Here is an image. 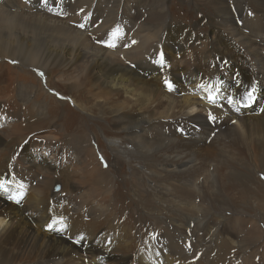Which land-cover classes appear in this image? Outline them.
<instances>
[{
    "label": "bare ground",
    "instance_id": "6f19581e",
    "mask_svg": "<svg viewBox=\"0 0 264 264\" xmlns=\"http://www.w3.org/2000/svg\"><path fill=\"white\" fill-rule=\"evenodd\" d=\"M28 1L24 6L17 0H0V59L19 60L47 74L52 68L75 71L74 66L79 64L80 70L76 72L91 76L97 87L102 88L100 92L125 99L118 108L111 110L112 125L120 135L107 138L106 146L114 154L107 160L105 169L101 167L104 156L97 155V146L91 143V136L79 139L65 136L58 144L46 142L44 150L50 155L34 153L35 161L18 171L25 175L37 170L46 177L54 173L55 177L67 181L71 192L63 196L61 183V190L51 193L49 199L67 202L72 210L70 214L77 215L85 205L84 218L97 221L105 216L112 224L116 222L114 212L109 209L110 203L106 201L111 194L110 180L114 183L119 178L120 162H134L137 166L145 162L141 165L149 166L147 175L156 181L154 192L167 198L171 191L179 193V186L174 181L168 185L162 177L180 175L195 165L196 150L191 147L192 142L204 143L210 139L209 143H217L234 136L245 145L264 146V111H261L264 108V0L205 1L214 11L204 16L214 25L207 35H201L196 27L169 14L168 0H160L152 8L144 0H101V41L116 43L114 48L105 43L93 44L87 38L93 33L90 16L94 7L99 6L97 0ZM65 6L72 11L70 23L57 24L56 17L49 18ZM137 15L138 25L131 21ZM153 17L158 19L151 21ZM38 23L41 26L38 27ZM116 31L118 37L112 35ZM71 33L72 36H68ZM161 55L163 64L157 63ZM220 76L224 79L221 85L217 80ZM58 79L62 78L58 76ZM166 81L171 83V89ZM220 86L227 97L234 99L233 104L227 103V99L226 102L218 100L216 104L206 99L210 87L220 89ZM40 89L44 91L41 85ZM249 90L261 95L263 101L257 100L245 108L243 103L248 99ZM74 102L81 107L77 100ZM156 105L161 108L158 113ZM127 106L136 110H126ZM148 106L152 110L146 115L141 110ZM97 109L101 119V114H106L105 106L101 110L100 103ZM241 110L244 113L240 114ZM3 112L0 109V116ZM212 116L216 119L212 120ZM84 121L88 119L84 117ZM174 121L182 126L166 134L157 128L158 123L170 128ZM18 123L8 125L4 133L0 129V148L14 130L20 131L18 126L22 125ZM180 134L184 135L180 143L165 144L171 141V135ZM63 143L66 148L61 145ZM127 143L133 146V152L128 150ZM69 145L72 146L69 154H73L70 164L64 160ZM25 152L27 157L33 154L28 148ZM7 162L0 166V182L6 188V191L0 190V264H95L99 257L103 262H111L116 257L113 247L117 245L107 240L98 243L97 233L78 240L46 231L53 219L61 221L64 216L36 206H31L32 212L28 213L19 200L10 199L16 194L11 193L7 185L6 175L10 169ZM94 162H98L96 171L92 166ZM136 168L131 166L130 190L140 194L145 190L143 177L146 174ZM34 175L31 177L35 181ZM160 204L158 208L167 213L166 219L171 226L167 228L162 224H166L163 222L166 219L155 222L178 234L181 198ZM211 243L213 236L206 240L207 246ZM186 245L185 241H172V249H179L180 255L185 253L183 247ZM130 259L126 254L117 260L125 263Z\"/></svg>",
    "mask_w": 264,
    "mask_h": 264
},
{
    "label": "rangeland",
    "instance_id": "374dc122",
    "mask_svg": "<svg viewBox=\"0 0 264 264\" xmlns=\"http://www.w3.org/2000/svg\"><path fill=\"white\" fill-rule=\"evenodd\" d=\"M17 1L23 2L24 6L29 4L28 0ZM97 1L99 6L94 7L90 16L93 18L91 24L93 33L87 38L91 43L101 45L99 43L101 0ZM144 1L150 8L160 2V0ZM205 1L209 0H168L167 11L179 21L196 27L195 30L201 35H207L214 25L210 24V19L206 17L208 14H214V11L204 3ZM200 3L203 5L198 8ZM71 14L72 11L65 6L63 9L58 8V12L50 14L49 18L56 17L57 21H54L57 24L70 23ZM138 16H133L132 23H136ZM155 19L158 18L153 17L151 21ZM39 26L41 25L38 23ZM35 27L37 28L36 25ZM68 36H72V33ZM52 38L55 39V35ZM74 68L75 71L52 68L47 74V71L22 64L19 60L0 59V73L3 74L0 76L2 79L0 109L4 110L3 116H0L3 120L0 129L4 133L8 130L6 127L16 121H19L18 125H22V127L18 126L20 131L16 129L5 138L7 142L4 141L0 148V166L6 165L8 161L10 169L6 175L7 185L11 193L20 197L19 203L26 207V211L31 213V206H36L40 210L41 207L45 211L50 209L54 215L56 213L63 215L61 221L53 219V227L46 229L51 234L58 233L63 237L85 240L88 235L97 233L98 243L107 240L117 245V248L113 247L116 259L103 262L99 257L95 264H264V146L245 145L234 136L217 143H209L210 139L205 140L204 143L192 142L191 147L196 150L195 165L192 164L180 175L162 177L165 183L170 184L174 181L178 182L179 186V193L171 191V196L167 198L154 192L156 181L147 175L149 166L141 165L145 162H141L140 166L134 162H120L117 168L119 178H116L117 181L114 183L110 180L111 200L106 201L110 203L109 209L116 217V222L113 224L111 220L107 221L105 216L97 221L84 218L85 205L77 216L70 214L72 210L67 202L50 200L51 193L61 190V183L65 192L62 193L63 196L71 192L68 182L55 177L54 173L48 177L37 170H33L32 173L29 171L25 175L18 173L29 162L35 161L34 153L50 155L49 151L44 150L46 142L58 144L61 140L63 142L65 136H72L75 139L91 136V143L94 147L97 146V155L100 157L103 154L106 163L109 158H113L114 153L106 146L107 138L118 137L120 132L112 125L111 110L118 108L125 99L106 96L99 91L102 88L97 87L91 76L80 71L76 72L80 70L79 64ZM58 76L62 79H58ZM225 76L230 78L229 74ZM217 80L220 85L224 84L222 76ZM40 85L44 91H40ZM226 97L220 86L217 101L222 99L226 102ZM76 100L81 103V107L75 105ZM257 100L263 101L262 96H258L253 91V98L245 100L243 106L251 107ZM100 103L101 110L104 105L106 112L105 115L101 114V119L97 109ZM156 106L158 108L154 110L158 113L161 108ZM129 109L136 110L135 107L127 106L126 110ZM151 110L148 106L141 112L148 115ZM242 113L243 110L240 111V114ZM14 114L17 118H11ZM83 116L88 119L87 122L84 121ZM91 119L94 121L91 122ZM181 126L178 121H174L170 128L164 123L157 124L158 130L164 134ZM183 136L171 135V141L165 144L180 143ZM61 145L64 147L65 143ZM71 147L68 146L69 150L64 155V160L68 164L73 158V154H69ZM126 147L131 152L134 151L132 145L127 143ZM27 148L33 153L29 157L25 155ZM107 164L103 165L101 162L102 169H105ZM133 165L146 174L143 177L145 190L140 194L130 190ZM92 166H95L96 171L98 162H94ZM257 170L262 172L257 173ZM32 175L41 181L32 180ZM107 179L108 177L105 178V182ZM176 197L181 198L182 209L181 219L178 221L180 224L178 234L167 231L171 226L168 223L169 219H166L167 213L158 208L161 206V201L172 203ZM145 212L147 215L144 214ZM71 216L76 217V220ZM63 219L67 221L64 222ZM156 220H165L163 222L166 224L161 223L167 228L158 225ZM56 222L60 227H55ZM107 227H109L108 231H106ZM210 236H213V243L207 246L206 240ZM260 237L262 240H259ZM176 239L187 243L183 247L185 253L181 255L178 254L179 249H172V241ZM163 242H167L166 245ZM126 254L131 256L130 260L125 263L117 260Z\"/></svg>",
    "mask_w": 264,
    "mask_h": 264
},
{
    "label": "snow or ice",
    "instance_id": "6c2138e0",
    "mask_svg": "<svg viewBox=\"0 0 264 264\" xmlns=\"http://www.w3.org/2000/svg\"><path fill=\"white\" fill-rule=\"evenodd\" d=\"M80 27L83 28L84 25L81 24ZM112 35H113L114 37H118V36H119V32H118V31L113 32ZM99 43H105V44H107V46H109V47H113V48L116 47V43H114V42L99 41ZM133 43H136V42L133 41ZM157 63H160V64H163V63H164L163 55H161V57H160V59L157 61ZM166 83H167V86L171 89V87H172L171 83H168L167 81H166ZM209 92H210V94L206 96V99H208L210 103H212V104H216V103H217L218 94H219V89H218V88H215V87H210V88H209ZM247 96H248L249 99H252V98H253V91H249V92L247 93ZM226 99H227V102H228L229 104H233V103H234V99H233V98H231V97H226ZM237 111H239V109H237ZM261 111H264V108H262ZM210 118H211L212 120H215V119H216L214 116H212V117H210ZM0 190H4V191H6V188H5V185H4L3 182H0ZM22 195H23V194L21 193V196H22ZM10 199H13V200H17V201H18V200L20 199V197L12 196V197H10ZM48 227L51 229V228L53 227V225H52V224H49Z\"/></svg>",
    "mask_w": 264,
    "mask_h": 264
}]
</instances>
